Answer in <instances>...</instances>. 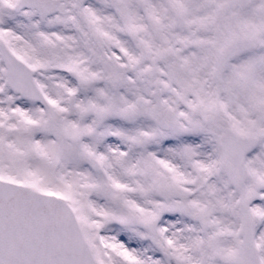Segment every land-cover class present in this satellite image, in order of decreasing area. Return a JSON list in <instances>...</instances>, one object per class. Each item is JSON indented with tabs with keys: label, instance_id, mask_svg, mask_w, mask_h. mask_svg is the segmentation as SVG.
I'll return each instance as SVG.
<instances>
[{
	"label": "snow or ice",
	"instance_id": "obj_1",
	"mask_svg": "<svg viewBox=\"0 0 264 264\" xmlns=\"http://www.w3.org/2000/svg\"><path fill=\"white\" fill-rule=\"evenodd\" d=\"M0 264H264V0H0Z\"/></svg>",
	"mask_w": 264,
	"mask_h": 264
}]
</instances>
